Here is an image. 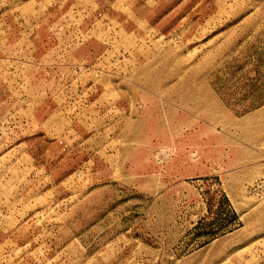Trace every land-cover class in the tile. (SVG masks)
<instances>
[{
    "label": "rangeland",
    "instance_id": "1",
    "mask_svg": "<svg viewBox=\"0 0 264 264\" xmlns=\"http://www.w3.org/2000/svg\"><path fill=\"white\" fill-rule=\"evenodd\" d=\"M0 264H264V0H0Z\"/></svg>",
    "mask_w": 264,
    "mask_h": 264
}]
</instances>
